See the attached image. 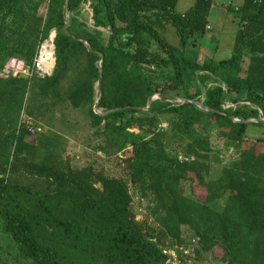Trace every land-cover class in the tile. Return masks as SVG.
Segmentation results:
<instances>
[{"label": "trees", "instance_id": "obj_1", "mask_svg": "<svg viewBox=\"0 0 264 264\" xmlns=\"http://www.w3.org/2000/svg\"><path fill=\"white\" fill-rule=\"evenodd\" d=\"M45 2L43 18L39 9ZM82 2L0 0V69L13 56L32 63L40 43L55 30L53 73L14 76L11 81L17 86L11 90L7 89L10 80L0 78V101L7 91L8 100L21 104L19 93L34 80L40 81L42 96L57 97V87L72 61L84 54L87 67L69 86L67 97L76 107L93 102L94 84L100 81L103 93L98 108L104 115L92 112L94 119L112 120L114 130L131 140L128 160L134 166L135 181L143 172L154 177L160 195L169 192L162 221L169 233L177 236L180 225L188 224L202 249L219 248L226 264H264V153L243 151L237 165L216 183L217 189L229 194L226 207L216 211L175 193L177 177L158 164L150 142L127 132L141 122L135 113L153 95H161V100L153 99L148 112L183 115L180 127L187 135L203 114L229 124L234 141L245 140L250 124L264 128L257 121L264 119V0L228 4L226 9L237 25L231 54L225 59L203 60L190 47L209 30L214 0H196L184 13L176 9L178 0H91L94 25L110 30L107 42L100 30H90L79 20ZM169 24L176 30L178 45L164 35ZM154 44L160 53L151 50ZM152 66L156 71L170 68L171 74L158 84L148 76ZM180 93L184 102L179 105L162 101L167 96L180 97ZM241 93L242 100H233L245 104L223 108L232 95ZM13 141L11 171L27 145L22 133L14 134ZM193 142L201 149L207 147L203 139ZM36 171L52 178L59 189L49 194L22 185L6 175L8 168L0 163L2 230L17 244L20 257L34 264H172L135 222L125 181L99 176V189L84 170L63 177L54 166L42 164L36 165ZM216 197L210 194L206 200Z\"/></svg>", "mask_w": 264, "mask_h": 264}, {"label": "rangeland", "instance_id": "obj_2", "mask_svg": "<svg viewBox=\"0 0 264 264\" xmlns=\"http://www.w3.org/2000/svg\"><path fill=\"white\" fill-rule=\"evenodd\" d=\"M230 3L237 5L240 2L239 0H214L213 6L217 7L214 11L219 17L216 20H210L212 29L207 30L198 41L193 40L190 47L192 53L197 54V59L203 60L210 57L225 59L229 56V52H225L228 43L232 44L228 27H237L236 19L226 9V5ZM185 6L186 3L182 0L180 8ZM46 13L47 3L45 2L39 9V15L45 18ZM77 16L88 29L100 30L104 42H107L110 30L94 25L91 0H83ZM52 31L55 32V30ZM164 35L171 44H178L179 38L173 25H167ZM223 38H226L225 41H222ZM151 50L160 53L155 44ZM15 60L17 64L31 63L17 56L6 60L3 68L0 69V78L10 80L7 83L9 90L13 87L16 89L14 80L11 81L15 78L14 76H24L14 70L12 63ZM247 65L248 59L245 60L244 67ZM86 67V56L79 54L61 79L57 87L59 91L57 97L50 93L42 96L39 90L40 81L35 80L19 93L21 104L8 100L11 98L10 94L7 91L4 93L5 96L0 101V163L7 166L6 175L22 185L49 194H54L59 187L52 178L39 174L36 171V165L54 166L63 177L84 170L95 182L94 186L99 189L101 188L97 181L99 176L121 179L128 185L131 211L138 227L161 247L169 259H177L172 262L226 264L221 259L222 251L219 248L202 249L198 237L188 224L180 225V233L177 236L170 234L162 224L166 215L165 205L169 201V192L165 191L160 195L155 189L154 177H148L143 172L135 181L133 179L135 169L128 160L132 151L131 140L114 130L112 120L94 119L92 112L104 115L103 109L98 108L99 98L103 93L100 81L94 84L95 101L85 102L77 107L70 103L67 97L68 88ZM150 70L149 78L158 84L164 82L166 76L171 74L170 68L159 67L157 71ZM52 73L53 69L49 75ZM152 98L160 99L161 95L148 98L147 105L135 113L138 118H141V122L131 125L127 132L134 134L138 139L150 142L158 164L165 165L170 172L169 175L173 173L177 177L174 181L175 193L203 202L216 211H222L226 207L229 194L217 189L216 183H221L228 173L227 170L237 165L243 151L264 153L262 140L264 128L250 124L245 140L234 141L229 136L231 129L229 124L203 114L193 124L191 135H187L180 127L183 115L170 112H148V103ZM236 98L242 100L244 93L232 95V99L227 100L223 108L235 109L238 105L245 104V101L235 103L233 99ZM162 101L174 106L183 103L184 99L180 93V97H166V100ZM198 106L201 107L199 103ZM249 122H256V119H249ZM19 133L24 135V142L27 145L23 148L22 157H19L16 163V169L11 171L12 164L15 165L13 135ZM194 138L206 141V149L196 147ZM164 190L167 189L164 187ZM210 194L217 195L216 199L207 201L206 198ZM0 264H34L31 260L19 256L17 244L2 230L1 219Z\"/></svg>", "mask_w": 264, "mask_h": 264}, {"label": "built area", "instance_id": "obj_3", "mask_svg": "<svg viewBox=\"0 0 264 264\" xmlns=\"http://www.w3.org/2000/svg\"><path fill=\"white\" fill-rule=\"evenodd\" d=\"M54 38H55V32L52 31L50 33V36L46 40L40 43L38 47V51L32 63L28 65L20 64V63L17 64V61L15 60L12 63L14 70L19 71L25 76H32L34 74L38 76L49 75L55 63ZM153 68L154 67L152 66L151 69ZM168 261L172 264H177L176 262H172V261H177L176 258L174 260L169 259Z\"/></svg>", "mask_w": 264, "mask_h": 264}, {"label": "crops", "instance_id": "obj_4", "mask_svg": "<svg viewBox=\"0 0 264 264\" xmlns=\"http://www.w3.org/2000/svg\"><path fill=\"white\" fill-rule=\"evenodd\" d=\"M185 1V3H186V6L185 7H183V8H180L181 7V5H182V0H178V3H177V5H176V9H177V11L178 12H180V13H184V12H186L194 3H195V1L196 0H184ZM239 4H237V5H233V6H241L243 3H244V0H239ZM228 5V4H227ZM226 5V6H227ZM230 5H232L231 3H230ZM216 5H214L213 7H212V9H211V13H210V16H209V30H211L212 29V27H211V25H210V20H212V19H217L219 16H217V12L215 13V11H214V9L215 8H217V7H215ZM233 25H234V22H233ZM228 29H229V33H231V38H232V44L230 45V43H228V45L226 46L227 47V49L225 50V52L227 51V52H229V56H230V54H231V49H232V46H233V40H234V34H235V31H236V29H237V27H233V26H230V28L228 27ZM176 31V30H175ZM228 33V32H227ZM224 36V35H223ZM179 38V37H178ZM225 39L226 38H223L222 39V41L224 40L225 41ZM178 43H179V40H178ZM178 45V44H177ZM228 56V57H229ZM227 57V58H228ZM219 59H221V58H219Z\"/></svg>", "mask_w": 264, "mask_h": 264}, {"label": "water", "instance_id": "obj_5", "mask_svg": "<svg viewBox=\"0 0 264 264\" xmlns=\"http://www.w3.org/2000/svg\"><path fill=\"white\" fill-rule=\"evenodd\" d=\"M24 76H25V75H24ZM167 97H171V96H167ZM152 100H153V98L149 100L148 107H150V104H151ZM199 104H200L201 107L203 106L201 103H199ZM258 121L264 123V121L261 120V119H259Z\"/></svg>", "mask_w": 264, "mask_h": 264}]
</instances>
